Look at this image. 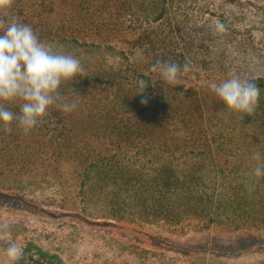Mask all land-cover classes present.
Segmentation results:
<instances>
[{"label":"trees","instance_id":"obj_1","mask_svg":"<svg viewBox=\"0 0 264 264\" xmlns=\"http://www.w3.org/2000/svg\"><path fill=\"white\" fill-rule=\"evenodd\" d=\"M233 2L242 1L221 3ZM222 6L216 10L200 0H13L7 16L76 56L87 75L61 86L59 103L75 102L74 111L53 106L28 134L15 122L11 133L0 130V176L50 179L69 189L89 218L264 230V177L253 174L264 162V74L247 77L260 89L249 116L230 112L219 99L209 107L198 87L171 85L152 71L158 61L191 65L192 48L211 42L210 29L189 23V10L204 25L210 20L204 14L218 18L226 26L219 34L228 36L232 23ZM140 79L147 81L142 94ZM144 96L147 105L141 104ZM257 152L261 161L254 159ZM91 205L98 210L88 211ZM21 249L20 264H66L33 242Z\"/></svg>","mask_w":264,"mask_h":264},{"label":"rangeland","instance_id":"obj_2","mask_svg":"<svg viewBox=\"0 0 264 264\" xmlns=\"http://www.w3.org/2000/svg\"><path fill=\"white\" fill-rule=\"evenodd\" d=\"M200 1L218 6L213 8L216 10L223 2ZM241 1V5L222 6L232 23L228 36L216 32L218 18L204 14V19H210L204 25L199 13L188 11L189 23L210 29L212 40L192 48L190 72L171 85L198 87L207 95L209 107L218 99L211 90L213 83L232 74L243 78L264 74V0ZM70 192L39 175L0 176V222L11 224L12 242L20 248L33 242L57 252L66 264L264 263V230L221 224L203 227L187 220L174 225L132 218H89ZM97 210L93 205L88 208ZM6 247L7 241H0V264H8Z\"/></svg>","mask_w":264,"mask_h":264},{"label":"clouds","instance_id":"obj_3","mask_svg":"<svg viewBox=\"0 0 264 264\" xmlns=\"http://www.w3.org/2000/svg\"><path fill=\"white\" fill-rule=\"evenodd\" d=\"M13 0H0V130L12 132L13 122L25 133H30L42 119L49 114V109L58 106L65 113L76 109L75 102L63 101L61 86L72 82L77 76H86V69L81 60L71 53L58 48L55 43L42 41L32 26L21 22L17 17H8ZM216 32L223 34L226 26L217 22ZM190 62L180 65L176 62H157L152 71L161 78L174 84L181 75L190 72ZM138 94L144 93L147 81L137 82ZM211 90L232 113L253 115L260 99V89L253 80L232 74L221 83H213ZM149 98L141 99L147 105ZM7 105H17L18 111ZM254 159L261 161L259 152ZM255 177H264V162L253 169ZM254 186L249 187L253 191ZM12 226L0 222V241H7L5 255L8 264H20L22 249L11 240Z\"/></svg>","mask_w":264,"mask_h":264}]
</instances>
